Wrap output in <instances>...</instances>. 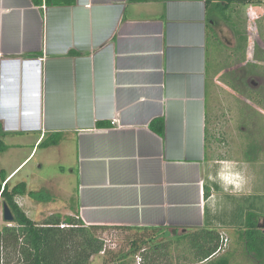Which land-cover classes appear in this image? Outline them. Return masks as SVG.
<instances>
[{
	"label": "crops",
	"instance_id": "crops-1",
	"mask_svg": "<svg viewBox=\"0 0 264 264\" xmlns=\"http://www.w3.org/2000/svg\"><path fill=\"white\" fill-rule=\"evenodd\" d=\"M211 15L206 0H0V123L6 133H39L7 180L52 196L15 200L67 201L65 214L87 226L171 239L213 229L223 241L224 230H245L247 209L225 205L247 198L246 183L226 191L216 173L227 160L211 157L209 109L228 71L211 51L228 45L225 18ZM55 133L57 144L39 146ZM12 139L9 149L24 147ZM40 147L55 152L62 173L18 178Z\"/></svg>",
	"mask_w": 264,
	"mask_h": 264
},
{
	"label": "rangeland",
	"instance_id": "rangeland-1",
	"mask_svg": "<svg viewBox=\"0 0 264 264\" xmlns=\"http://www.w3.org/2000/svg\"><path fill=\"white\" fill-rule=\"evenodd\" d=\"M244 1L236 6L234 4L228 12L229 18L223 19V23L220 24V29L223 27L222 35L227 40V47L221 43L218 45L216 42V45L211 46L212 53L214 48L217 50L220 58L219 66L225 64L228 69L226 77L220 79L218 83L217 98L213 100V102L216 101V108L215 110L209 109V115L212 114V118L211 115L209 117L215 125V136L218 140L215 141L217 149L215 152L211 151V157L212 160L219 156L234 162L246 178L244 194L248 195L247 198L244 196L245 199L242 201H229L230 198H227L225 208L239 205L237 215L241 209L246 208L247 211H244L245 215L242 216L245 220L248 211L259 212L261 214L259 224H263L264 220L261 217H264V0ZM243 35L246 40L243 39ZM241 46L243 53L239 56L238 47ZM209 107H213L211 100ZM30 133L32 132L6 134L3 139L7 145L13 144L12 137L15 136V142L24 147L22 149L15 147L9 149L8 147L2 152L0 169L11 170L30 153L31 144H34L39 136V133ZM36 152L29 159L30 161L28 160L29 164L18 178L32 172L38 181L42 182L47 177L55 178L62 173L63 163L59 162L53 150L46 155L40 147L34 157ZM41 159L45 162L43 168L39 166ZM66 161L69 163L65 164L68 165L67 170H71L70 164L72 163L69 160ZM46 191L49 192L47 189ZM248 191L249 194H247ZM56 202L53 207L43 205L40 207L31 201V204L28 201L27 203L20 201L21 205L18 204L24 211L26 210L29 217L41 223L52 214L51 212L53 214L60 212L64 217L67 216L63 210L66 208L64 205L68 204H66L67 201ZM68 202L70 207L76 205L75 200ZM0 211L1 229L4 225L11 223L5 221L3 217L2 198L0 199ZM223 216H225L223 212H220V217ZM62 226L65 225L62 224ZM96 234L104 240L105 250L93 255L89 264L206 263L197 261L192 253L185 255L179 246L183 244L175 238L159 237L150 232L142 233L120 227L100 229L96 231ZM233 234L234 236H231L224 230L223 241L225 242L222 241L221 253H230L232 264H260L246 252L243 242L240 241V232L233 231ZM136 239L137 243H134ZM177 239L182 240L179 237ZM172 240L174 242L171 243ZM153 250L159 252H153Z\"/></svg>",
	"mask_w": 264,
	"mask_h": 264
},
{
	"label": "trees",
	"instance_id": "trees-1",
	"mask_svg": "<svg viewBox=\"0 0 264 264\" xmlns=\"http://www.w3.org/2000/svg\"><path fill=\"white\" fill-rule=\"evenodd\" d=\"M34 1L42 3L43 0ZM74 1L45 0L50 5L73 4ZM242 2L245 1L206 0L210 20L213 12L222 13L223 17L228 19V12L234 4L236 6ZM242 37L246 40L244 35ZM6 134L0 123V158L2 152L8 147L3 139ZM58 139L59 135L56 133L48 138L44 137L39 146L57 144ZM7 178L5 169H0V196L3 204H8L14 216L13 222L0 229V264H89L93 255L105 250L104 240L96 234V231L102 227L87 226L81 219L72 215L64 217L61 214H52L41 223L29 217L15 197L27 193L39 202H50L51 193L45 189L28 191L25 182L10 186ZM260 216L255 211L247 212L246 229L240 231V241L243 242L248 254H251L260 264H264V229L259 227ZM141 232L144 233V231ZM176 241L183 244L179 246L185 255L192 253L199 262L232 264L231 254L221 253L223 242L221 233L218 231L198 230ZM134 243H137V239ZM155 250L153 252H159Z\"/></svg>",
	"mask_w": 264,
	"mask_h": 264
},
{
	"label": "clouds",
	"instance_id": "clouds-1",
	"mask_svg": "<svg viewBox=\"0 0 264 264\" xmlns=\"http://www.w3.org/2000/svg\"><path fill=\"white\" fill-rule=\"evenodd\" d=\"M216 179L227 191L230 187L239 190L246 182L245 176L238 170L236 164L232 161H222L217 170Z\"/></svg>",
	"mask_w": 264,
	"mask_h": 264
},
{
	"label": "water",
	"instance_id": "water-1",
	"mask_svg": "<svg viewBox=\"0 0 264 264\" xmlns=\"http://www.w3.org/2000/svg\"><path fill=\"white\" fill-rule=\"evenodd\" d=\"M3 217L7 222H13L14 220V216L8 204H3ZM259 227L264 229V223L259 224Z\"/></svg>",
	"mask_w": 264,
	"mask_h": 264
},
{
	"label": "flooded vegetation",
	"instance_id": "flooded-vegetation-1",
	"mask_svg": "<svg viewBox=\"0 0 264 264\" xmlns=\"http://www.w3.org/2000/svg\"><path fill=\"white\" fill-rule=\"evenodd\" d=\"M238 52L240 53V55L239 56H242V53H243V47L241 46V47H238ZM240 59V58H239Z\"/></svg>",
	"mask_w": 264,
	"mask_h": 264
},
{
	"label": "built area",
	"instance_id": "built-area-1",
	"mask_svg": "<svg viewBox=\"0 0 264 264\" xmlns=\"http://www.w3.org/2000/svg\"><path fill=\"white\" fill-rule=\"evenodd\" d=\"M224 239V238H223ZM227 240V239H226ZM224 242H225V240H224ZM226 244V243H225Z\"/></svg>",
	"mask_w": 264,
	"mask_h": 264
}]
</instances>
